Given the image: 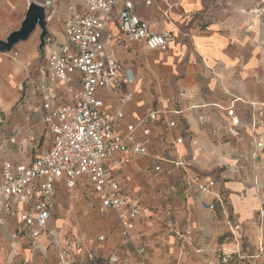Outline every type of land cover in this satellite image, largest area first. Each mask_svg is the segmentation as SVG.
<instances>
[{
	"label": "crops",
	"instance_id": "1",
	"mask_svg": "<svg viewBox=\"0 0 264 264\" xmlns=\"http://www.w3.org/2000/svg\"><path fill=\"white\" fill-rule=\"evenodd\" d=\"M31 1L0 0V38L20 27ZM134 1L135 11L153 30H169L175 39L168 49H150L127 40L115 23L110 26L117 56L133 69L135 80L119 92L100 90L99 95L106 110L123 112L116 131L146 143L149 154L133 152L124 156L126 160L116 152L110 159L117 181L144 209L126 238L120 234L117 213L98 209L116 219L118 233L108 242L125 264H264V255L249 257L264 236V221L259 220L264 208V150L253 156L250 126L254 115L255 131L264 138V16L249 11L256 8L255 0ZM52 2L55 16L49 34H56V44L45 42L40 48L39 31L13 49L0 51V182L3 160L32 164L49 145L41 111L26 84L28 66L67 41L64 22L75 11L71 7L80 10L83 0ZM127 91L132 97L121 101ZM233 104L242 119L238 136L230 132L226 112ZM153 110L163 112L156 120H140ZM200 115H207L208 122L202 123ZM171 121L177 125L170 126ZM180 137L183 141L177 142ZM156 156L163 158L160 172L155 170ZM180 158L189 161V175L217 180L212 193L191 184L188 174L170 162ZM80 184L91 188L99 206L92 186ZM204 201L215 202L216 209L204 206ZM55 202L47 231L37 239L44 243L52 237L58 250L67 239L58 226L51 228ZM1 224H16L9 234L13 244L22 237L17 217ZM185 228L191 233L183 241L175 231ZM99 235L106 239V234ZM99 235L85 238L88 249L97 253L105 247V240L96 241ZM142 246L145 251L140 253Z\"/></svg>",
	"mask_w": 264,
	"mask_h": 264
},
{
	"label": "built area",
	"instance_id": "2",
	"mask_svg": "<svg viewBox=\"0 0 264 264\" xmlns=\"http://www.w3.org/2000/svg\"><path fill=\"white\" fill-rule=\"evenodd\" d=\"M153 0H144L151 4ZM256 8L251 9L255 17L264 16V0H255ZM47 9L55 10L52 0L43 3ZM74 13L64 22L67 41L58 45L40 66L29 64L26 84L34 95L46 128L49 145L43 149L32 164H17L11 160L2 162L0 182V223L17 217L22 226L18 235L23 240L33 241L42 236L52 217L54 200L59 184L69 192L78 189L82 181L88 182L99 195L98 209H111L118 215L120 234L126 238L134 227V220L144 209L139 198L130 197L115 178L110 159L116 152L124 157L130 153L148 155L146 143L124 136L116 131L123 112H111L104 108L100 90L119 92L123 84L133 83L132 68L124 66L113 47L111 24L129 41L146 44L150 49L165 50L175 39L169 30L155 31L148 20L135 11L134 0H83L80 10L71 7ZM52 14H47V20ZM46 43L56 44L57 36L50 33ZM133 93L127 91L120 96L121 101L129 100ZM195 107V105H194ZM161 110H153L141 121L156 120ZM230 118V132L238 136L241 117L235 105L226 108ZM202 123L208 122L207 115H200ZM175 121L170 126H176ZM256 116H251L253 156L264 150V138L255 131ZM134 125H129L133 130ZM183 141V137L177 142ZM155 170H163L162 157L156 156ZM188 174L189 161L185 158L171 160ZM189 182L202 192L212 193L217 180L195 173L188 174ZM264 188V183L262 184ZM222 205L220 195L215 196ZM23 203L24 205H20ZM204 206L216 209L215 202L204 201ZM260 222L264 221V208L259 211ZM183 241L190 235V228L175 231ZM105 240L99 235L96 241ZM94 242L95 240H91ZM145 251L142 246L138 250ZM98 253L88 249L85 239L72 236L57 250V264H74L75 258H94ZM264 255V236L257 252L249 257ZM222 261L229 257L221 255ZM241 257V255H238ZM242 257H245L244 255ZM112 262L119 260V251L110 254Z\"/></svg>",
	"mask_w": 264,
	"mask_h": 264
},
{
	"label": "rangeland",
	"instance_id": "3",
	"mask_svg": "<svg viewBox=\"0 0 264 264\" xmlns=\"http://www.w3.org/2000/svg\"><path fill=\"white\" fill-rule=\"evenodd\" d=\"M47 14H52V10L49 9ZM54 16L55 14L48 21L49 31V23L53 24ZM39 31L40 28L34 34ZM45 60L42 55L37 60L36 66L43 64ZM55 201V214L51 228L55 229V226H58L56 229L62 232V237L68 240L77 235L87 239L99 234H106L104 251L99 252L92 259L78 256L75 258L74 264H125L120 259V255L117 262H112L110 259L114 247L112 241L108 242V240L118 233L116 219L111 213L105 214L98 210V201L89 186L80 184L77 190L69 192L65 185L60 184L57 188ZM15 228L16 224L7 226L0 223V264H57L58 244L52 237H47L44 243L39 239L26 242L22 237H19L15 242H21V245H16V243L13 244L9 236ZM244 256L248 258L246 255ZM98 259L102 261L98 262Z\"/></svg>",
	"mask_w": 264,
	"mask_h": 264
},
{
	"label": "water",
	"instance_id": "4",
	"mask_svg": "<svg viewBox=\"0 0 264 264\" xmlns=\"http://www.w3.org/2000/svg\"><path fill=\"white\" fill-rule=\"evenodd\" d=\"M37 27L40 28L39 46L42 48L45 45L46 36L49 34L47 9L43 3L33 0L29 3L20 27L12 30L6 38H0V51L13 49L18 42L28 39Z\"/></svg>",
	"mask_w": 264,
	"mask_h": 264
},
{
	"label": "trees",
	"instance_id": "5",
	"mask_svg": "<svg viewBox=\"0 0 264 264\" xmlns=\"http://www.w3.org/2000/svg\"><path fill=\"white\" fill-rule=\"evenodd\" d=\"M102 260L101 259H98V262H101ZM102 264V263H101Z\"/></svg>",
	"mask_w": 264,
	"mask_h": 264
},
{
	"label": "bare ground",
	"instance_id": "6",
	"mask_svg": "<svg viewBox=\"0 0 264 264\" xmlns=\"http://www.w3.org/2000/svg\"><path fill=\"white\" fill-rule=\"evenodd\" d=\"M37 29H39V27H37L36 30H37ZM36 30H35V31H36ZM35 31H34V32H35Z\"/></svg>",
	"mask_w": 264,
	"mask_h": 264
}]
</instances>
